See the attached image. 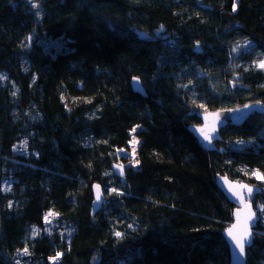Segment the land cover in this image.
<instances>
[{
	"label": "trees",
	"instance_id": "trees-1",
	"mask_svg": "<svg viewBox=\"0 0 264 264\" xmlns=\"http://www.w3.org/2000/svg\"><path fill=\"white\" fill-rule=\"evenodd\" d=\"M263 57L264 0H0V264H230L215 177L262 185L246 175L264 176V114L222 128L215 151L187 127L264 106ZM135 126L139 163L118 178ZM249 202L264 217V191ZM253 235L246 264H264V220Z\"/></svg>",
	"mask_w": 264,
	"mask_h": 264
},
{
	"label": "water",
	"instance_id": "water-1",
	"mask_svg": "<svg viewBox=\"0 0 264 264\" xmlns=\"http://www.w3.org/2000/svg\"><path fill=\"white\" fill-rule=\"evenodd\" d=\"M140 39L148 40L147 34L139 33ZM130 86L133 92H137L142 96H146L145 90L141 82L137 78H132L130 80ZM255 113L264 114V106L262 103H247L235 108H226L218 110H205L198 111L196 116L199 119V124L188 125L187 130L193 135L198 145L206 151L218 150L216 143L221 140L220 131L227 125L240 126L248 118H250ZM201 129L204 130L212 139L211 142L204 139V135L201 133ZM116 165H121L118 163L111 164V170L113 174L118 178H123L125 175V166L123 167V174H120V170L116 168ZM215 185L220 190L225 199L233 205V210L231 214V223L225 229L221 231V235L227 245L230 264H246V249L251 246L253 240V230L256 227L259 216L254 212L250 202L246 199L248 196H253L258 194L260 189L258 186L251 185L246 182H235L229 179L225 175H217L215 177ZM246 186V187H242ZM252 189L249 194L248 189ZM234 192H239L243 196V201L234 195ZM91 215H94L100 208L104 200V195L102 187L94 183L91 185ZM99 196V200H97ZM250 206L251 211L255 214L253 219L249 221V232L250 235L245 243V252L243 256H239V250L235 246V242L228 235V230L232 228L233 225L238 223L237 213L239 211L240 219L243 220L244 216L247 214V208L245 205Z\"/></svg>",
	"mask_w": 264,
	"mask_h": 264
},
{
	"label": "rangeland",
	"instance_id": "rangeland-1",
	"mask_svg": "<svg viewBox=\"0 0 264 264\" xmlns=\"http://www.w3.org/2000/svg\"><path fill=\"white\" fill-rule=\"evenodd\" d=\"M261 61H264V57L262 59H260L259 61H257L256 67L264 71V68H261V67L258 66ZM67 99H68L67 96H63L62 97L63 101H66ZM133 128H136L135 132L132 131ZM133 128L129 131V140L126 143V146L118 149L115 154H116V163L121 164V165H123L125 167H133V168H135L138 165V163H136V161H139L138 160V146H139L141 141H140V138L137 135L138 131L140 130V127L135 126ZM133 138H135V140L138 141V143L135 144V145L130 143L133 140ZM15 150L20 152V153H23L25 151V142L23 140H21L15 146ZM254 173H258L260 176H262L261 173H259L256 170L249 171L246 176L254 178V180H256L257 182L261 183L262 185L252 184V183H251V185L258 186L260 191H264V179H258L257 175H255ZM7 189H8V182L7 181H3L2 183H0V190H5L6 191ZM250 197L248 196L246 199L249 201ZM261 206H263V204L259 205V214L262 212ZM49 212L57 214L54 211H47L44 214V216H43V223H44L43 231H44L45 234H53L55 232H59V223L57 221L58 220V214L54 215L52 217H49V220H51V223H47L45 221V216ZM258 216H259V221L258 222H263L264 217H263L262 213L260 215H258ZM19 255L20 256L24 255L23 251L20 252ZM55 256H53V257H55ZM51 258H50V262L52 264H57V262L61 258V255L59 256V258L55 262Z\"/></svg>",
	"mask_w": 264,
	"mask_h": 264
},
{
	"label": "snow or ice",
	"instance_id": "snow-or-ice-1",
	"mask_svg": "<svg viewBox=\"0 0 264 264\" xmlns=\"http://www.w3.org/2000/svg\"><path fill=\"white\" fill-rule=\"evenodd\" d=\"M32 7L35 8V7H38V5L36 3H33ZM232 10L236 11L235 2L233 3V9ZM258 66L261 67V68H264V61H261ZM4 78L5 77L0 76V80H2ZM137 127H139V126H137ZM132 131L135 132L136 128H133ZM201 133H202V135H204V139L205 140H208L209 142H211L212 138L207 133H205L203 129H201ZM130 143L135 145V144L138 143V141L135 140V138H133V140ZM25 145H26V142H25ZM136 163H139V161H136ZM115 167L120 170V174H123V167L121 165H116ZM254 174L257 175L258 179H264V176H260L258 173H254ZM242 187H246V186H242ZM112 191L116 192V189H112ZM251 191H252V189L249 188L248 189L249 194L251 193ZM233 194L237 195V197L239 199H241V201H243V196L241 195V193L234 192ZM99 199H100L99 196H97V200H99ZM245 208H247V214L244 216L243 220L240 219L239 211H238V213H237V221H238V223L236 225H233L232 228H230L228 230V235L235 242V246L239 250V256H243L244 255L245 243L247 241L248 236L250 235V232H249V221H251L253 219L254 215H255L251 211L250 206H248L246 204ZM261 209H262V211H264V206H261ZM54 215H57V214L52 213V212L47 213L46 216H45V221L47 223H51V220H49V217H52ZM33 231L35 232L36 230L34 229ZM115 235L117 237H120L122 234L117 232V233H115ZM23 254L24 255L29 254L27 248L23 249ZM60 255H61L60 253H57L56 256L52 257L51 259L55 262L59 258ZM17 264H19V261H17Z\"/></svg>",
	"mask_w": 264,
	"mask_h": 264
}]
</instances>
